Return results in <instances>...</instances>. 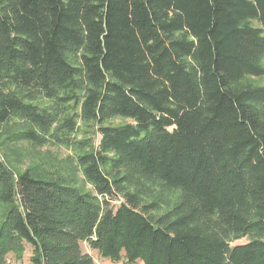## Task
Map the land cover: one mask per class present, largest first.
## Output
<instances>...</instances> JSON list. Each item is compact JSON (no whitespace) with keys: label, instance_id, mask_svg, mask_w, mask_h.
<instances>
[{"label":"trees","instance_id":"16d2710c","mask_svg":"<svg viewBox=\"0 0 264 264\" xmlns=\"http://www.w3.org/2000/svg\"><path fill=\"white\" fill-rule=\"evenodd\" d=\"M263 77L264 0H0V264H264Z\"/></svg>","mask_w":264,"mask_h":264},{"label":"rangeland","instance_id":"374dc122","mask_svg":"<svg viewBox=\"0 0 264 264\" xmlns=\"http://www.w3.org/2000/svg\"><path fill=\"white\" fill-rule=\"evenodd\" d=\"M249 80L257 86H264V77L263 78H249ZM40 103L45 104L46 102L41 101ZM127 123H131V121L127 119H114V120L107 122V125L118 126V125H123ZM78 127H79V132L76 134L77 140L91 139V140H94L95 145L98 144L99 136L96 134L95 129L84 126L80 122H78ZM41 150L49 151L55 154L58 158H65L67 156H71L75 154L74 151L70 149H66L64 147L49 146V147H44ZM84 188L86 191H92L91 187L87 184H85ZM118 203L119 202H114L113 204L118 205ZM247 242H248V239L243 238V239L232 242L230 246L242 245ZM80 248H81L82 253L88 254L91 257L93 264H125L123 260V255L121 257L120 262L115 263V262H111L110 260L100 257L97 252L90 250L85 243H81ZM31 256H32V247L28 243H24L23 251L20 257H16L14 254H7L5 257V264H31L30 262ZM136 264H141V262L139 261Z\"/></svg>","mask_w":264,"mask_h":264}]
</instances>
